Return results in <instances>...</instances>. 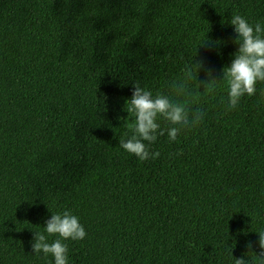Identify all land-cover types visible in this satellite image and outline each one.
Instances as JSON below:
<instances>
[{"label":"trees","instance_id":"obj_1","mask_svg":"<svg viewBox=\"0 0 264 264\" xmlns=\"http://www.w3.org/2000/svg\"><path fill=\"white\" fill-rule=\"evenodd\" d=\"M237 13L264 23V0H0V264H51L33 232L65 209L87 232L68 264H255L264 82L232 110L226 87L202 96L203 122L158 136L155 159L119 146L134 83L167 92L195 60L219 78Z\"/></svg>","mask_w":264,"mask_h":264},{"label":"clouds","instance_id":"obj_2","mask_svg":"<svg viewBox=\"0 0 264 264\" xmlns=\"http://www.w3.org/2000/svg\"><path fill=\"white\" fill-rule=\"evenodd\" d=\"M229 23L235 33L232 43L238 47L230 64L221 69L219 78L213 75L203 60H195L185 63L180 74L168 82L167 92L154 93L138 81L134 83L131 97L125 101L128 115L123 121L130 135L119 140L120 148L140 161L155 159L160 153L151 151V145L158 136L166 134L169 142H174L183 130L195 128L203 122L205 112L201 108H193L202 96H215L219 87H226L227 110H232L242 97L256 94L257 83L264 82V23H252L239 13L233 15ZM201 70L205 78L198 81ZM201 88L202 91L199 90ZM256 233L259 251H254L252 242H248L246 255L254 257L255 264H264V229ZM53 236L56 239L50 241L49 237ZM86 236L80 217L71 210L51 212L43 231L33 232L31 252L36 256L42 254L44 258L51 256V264H68V245L65 241L83 240ZM233 264H252V261L243 256L233 257Z\"/></svg>","mask_w":264,"mask_h":264}]
</instances>
